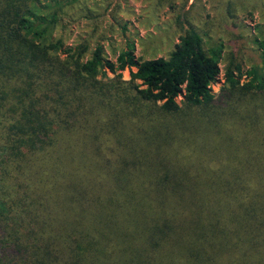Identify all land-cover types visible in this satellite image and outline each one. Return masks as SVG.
I'll use <instances>...</instances> for the list:
<instances>
[{
  "label": "trees",
  "instance_id": "1",
  "mask_svg": "<svg viewBox=\"0 0 264 264\" xmlns=\"http://www.w3.org/2000/svg\"><path fill=\"white\" fill-rule=\"evenodd\" d=\"M66 4L0 0V264H264V37L213 93L194 27L111 61L58 36Z\"/></svg>",
  "mask_w": 264,
  "mask_h": 264
},
{
  "label": "rangeland",
  "instance_id": "2",
  "mask_svg": "<svg viewBox=\"0 0 264 264\" xmlns=\"http://www.w3.org/2000/svg\"><path fill=\"white\" fill-rule=\"evenodd\" d=\"M63 1L67 4L58 36L68 45L100 43L111 61L122 50L125 38L135 43L140 60L166 58L178 36L190 25L203 35L208 51L216 47L222 50V73L212 86L213 93H218L224 84L223 69L230 60L240 64L242 72L253 67L262 70L254 42L264 37V0ZM121 76L128 81L130 71L125 70Z\"/></svg>",
  "mask_w": 264,
  "mask_h": 264
}]
</instances>
